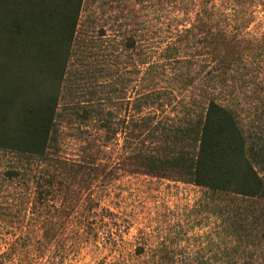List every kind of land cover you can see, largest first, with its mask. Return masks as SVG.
<instances>
[{
    "label": "rangeland",
    "instance_id": "rangeland-1",
    "mask_svg": "<svg viewBox=\"0 0 264 264\" xmlns=\"http://www.w3.org/2000/svg\"><path fill=\"white\" fill-rule=\"evenodd\" d=\"M211 98L264 148V0H85L48 160L0 150V264H264V222L228 234L232 198L124 170L158 147L127 139L135 124L178 123ZM81 165L97 177L66 194Z\"/></svg>",
    "mask_w": 264,
    "mask_h": 264
},
{
    "label": "trees",
    "instance_id": "trees-1",
    "mask_svg": "<svg viewBox=\"0 0 264 264\" xmlns=\"http://www.w3.org/2000/svg\"><path fill=\"white\" fill-rule=\"evenodd\" d=\"M84 3L0 0V150L48 160ZM218 45V62L228 70L237 61L235 46L222 32ZM127 46L134 48V39ZM201 107L195 115L189 110L178 123L146 118L135 124L127 139H153L158 147L129 155L124 170L232 198L237 210H220L222 221L229 222L227 233L234 235L236 219L237 227L253 232L264 222V148L249 145L229 106L211 98ZM72 172V185L61 183L66 194H73L86 176L98 175L94 166L81 165ZM242 201L248 205L242 208ZM236 254L243 255L238 249Z\"/></svg>",
    "mask_w": 264,
    "mask_h": 264
}]
</instances>
